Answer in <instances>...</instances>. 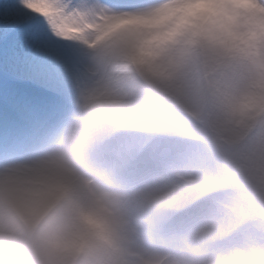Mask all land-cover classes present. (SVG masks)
Listing matches in <instances>:
<instances>
[{"label": "clouds", "instance_id": "clouds-1", "mask_svg": "<svg viewBox=\"0 0 264 264\" xmlns=\"http://www.w3.org/2000/svg\"><path fill=\"white\" fill-rule=\"evenodd\" d=\"M74 13L53 22L57 37L82 41L103 27L125 59L149 77L163 76L162 38L187 37L228 52L243 66L240 94L264 107V0H160L135 13L98 14L103 25ZM215 110L210 99L205 114L188 120L198 129L193 135L188 127L149 118L138 90L115 100L85 97L33 174L38 183L20 199L0 192V264H96L85 244L113 246L104 264H264V134L225 148L215 138ZM117 137L136 141L157 161L152 182L130 186L117 169L98 163L102 145ZM84 172L91 179L76 188L74 199L61 198L59 187ZM33 196L42 197L49 211L38 224L22 226ZM209 196L206 215L178 228V213ZM133 211L147 226L135 228L129 244L122 237Z\"/></svg>", "mask_w": 264, "mask_h": 264}, {"label": "rangeland", "instance_id": "rangeland-1", "mask_svg": "<svg viewBox=\"0 0 264 264\" xmlns=\"http://www.w3.org/2000/svg\"><path fill=\"white\" fill-rule=\"evenodd\" d=\"M68 3L88 7L86 12L77 10L74 13L82 22L89 9L94 19L98 14L129 12L112 0H89L87 6L82 0H68ZM20 10L19 0H0V192L7 189L10 198L25 197L28 189L38 183L32 178L33 174L42 169L56 135L77 112L85 97L115 100L129 91L141 90L146 95L141 99L149 118L188 127L193 135L198 129L189 125L188 120L196 114H205L211 99L216 105L212 120L219 145L225 148L240 146L264 134V107L255 105L250 95L240 94L243 66L232 54L201 47L194 40L187 45L178 38H162L161 60L165 65L160 69L163 76L159 79L147 76L146 81L137 78L135 82L116 84L101 79L93 68L84 69L86 67L82 65L90 56L94 63L104 62L102 50L86 49L81 41L55 36L38 17L21 21L17 16ZM65 78L70 83H62ZM229 90L239 93V102L232 103V108ZM25 138L40 144L39 149L45 152L42 163L31 157L28 160L22 158L21 151L29 147V144L23 145ZM107 150L118 156L107 166L117 169L130 186L148 184L159 172L157 161L147 150H139L136 141L117 137L102 145L98 153L102 161L109 160ZM16 153H20L19 156ZM6 154L12 157L7 158ZM13 158L19 161L16 167L9 165ZM151 170L156 174L153 179L144 178ZM21 175L27 178L18 181L17 177ZM90 179L91 174L88 181ZM58 195L61 197L60 191ZM212 198L209 196L198 207L178 213L177 227L201 220L207 212V200ZM31 199L35 203L22 218V226L38 224L49 211L42 197ZM129 220V229L122 240L131 244L134 229L147 225L134 211L129 213ZM83 247L92 254L96 264H104L108 252L114 250L108 244L99 250L89 249L87 244ZM3 256L4 243L0 241V259Z\"/></svg>", "mask_w": 264, "mask_h": 264}, {"label": "bare ground", "instance_id": "bare-ground-1", "mask_svg": "<svg viewBox=\"0 0 264 264\" xmlns=\"http://www.w3.org/2000/svg\"><path fill=\"white\" fill-rule=\"evenodd\" d=\"M82 1L83 3H85L86 6L89 3V0H82ZM112 1H116V3H119V7H124L123 9H129L128 13H135L142 10H148L160 3V0H112ZM140 2L141 4H138ZM115 7L117 8L118 6L116 5ZM86 9H88V7H86ZM89 16H91L93 22L100 23L101 25H103V21H98L97 19H94L91 9H89L87 16H85L84 19H86ZM176 38H178L182 42L187 43V45L192 40L187 37H176ZM81 43L85 48L87 47L93 51L102 50V53L105 56L104 62L94 63L92 61L93 57L90 56L88 59H85V61L82 64L83 66L86 67L84 69L93 68L95 71H97L101 79L105 81L107 80V81L115 82L116 84L119 83L121 84L123 82L124 83L135 82L137 78H141L142 80L146 81L147 75L144 74L140 69H137L133 64H131L128 60L125 59L123 55L122 46L118 42L117 38L112 35H108L103 27H101L100 30L94 32L90 39L82 40ZM163 63L165 62L162 60L159 62L160 68L165 65ZM62 83L68 84L70 83V81L68 78H65L62 80ZM139 92L141 93V97L146 96L144 95L145 93L143 91L140 90ZM228 95L231 98L230 105L232 108V106H234L232 103H234V101L237 98L239 100V93L233 90L232 91L229 90ZM26 144H29L30 148L28 147L23 149V151L29 149V151L25 152V154L23 151H21L22 153L20 152L21 154H23L22 158L28 160L31 157L32 159H35V162L42 163L45 157V152L39 149L40 144L38 142H33L25 138L23 141V145ZM20 153H16V154H18L19 156ZM106 155L109 158L108 161H102L101 156L100 155L97 156V160L99 164L107 166V164H111L118 159V156L113 151L107 150ZM5 156H7V158L12 157L8 154H6ZM9 161H10L9 162L10 166H15V167L18 166L19 161H17L16 158L10 159ZM154 173H152L151 170V172H147L144 174L147 175L144 178L147 177L148 179L151 178L153 179L154 175H156ZM84 174L83 173L71 174L70 179L59 187V191L61 192V198L67 199L70 202L74 199L76 194V188L80 185H86L88 181V176L91 173L85 174L87 177H84Z\"/></svg>", "mask_w": 264, "mask_h": 264}, {"label": "snow or ice", "instance_id": "snow-or-ice-1", "mask_svg": "<svg viewBox=\"0 0 264 264\" xmlns=\"http://www.w3.org/2000/svg\"><path fill=\"white\" fill-rule=\"evenodd\" d=\"M19 3L21 10L18 11L17 16L21 21L38 17L47 24L52 33H54L53 22L63 18L69 10L80 12L87 10L76 4L68 3V0H19Z\"/></svg>", "mask_w": 264, "mask_h": 264}]
</instances>
